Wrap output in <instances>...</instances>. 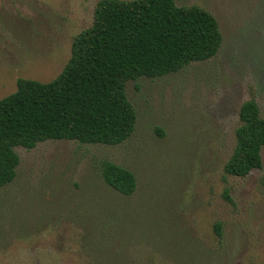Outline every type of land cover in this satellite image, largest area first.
Segmentation results:
<instances>
[{
  "label": "rangeland",
  "instance_id": "rangeland-1",
  "mask_svg": "<svg viewBox=\"0 0 264 264\" xmlns=\"http://www.w3.org/2000/svg\"><path fill=\"white\" fill-rule=\"evenodd\" d=\"M98 1L0 0V98L20 77L55 78ZM175 2L215 16L217 54L128 81L137 119L120 144L15 147L16 177L0 187V264H264V146L260 169L224 172L241 103L253 97L264 117V0ZM104 160L134 173L131 195L104 182Z\"/></svg>",
  "mask_w": 264,
  "mask_h": 264
},
{
  "label": "trees",
  "instance_id": "trees-1",
  "mask_svg": "<svg viewBox=\"0 0 264 264\" xmlns=\"http://www.w3.org/2000/svg\"><path fill=\"white\" fill-rule=\"evenodd\" d=\"M222 34L205 8L175 0H99L91 25L74 36L68 61L48 82L18 78L0 98V187L16 177L15 147L31 149L46 140L117 145L134 131L136 111L126 83L161 77L220 49ZM235 145L225 174L246 176L262 167L264 117L256 100L238 110ZM104 182L122 195L136 189L134 173L110 160L101 164ZM227 201L233 203L228 191ZM104 228V227H103ZM221 236V223L214 225Z\"/></svg>",
  "mask_w": 264,
  "mask_h": 264
}]
</instances>
